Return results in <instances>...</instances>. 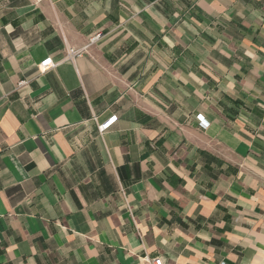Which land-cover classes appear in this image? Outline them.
<instances>
[{
  "label": "crops",
  "instance_id": "crops-1",
  "mask_svg": "<svg viewBox=\"0 0 264 264\" xmlns=\"http://www.w3.org/2000/svg\"><path fill=\"white\" fill-rule=\"evenodd\" d=\"M157 257L264 264V0H0V264Z\"/></svg>",
  "mask_w": 264,
  "mask_h": 264
},
{
  "label": "built area",
  "instance_id": "built-area-1",
  "mask_svg": "<svg viewBox=\"0 0 264 264\" xmlns=\"http://www.w3.org/2000/svg\"><path fill=\"white\" fill-rule=\"evenodd\" d=\"M102 35L96 34L95 36L91 37L88 41V44L85 48H88L89 46H92L93 44H95L96 42H98L101 39ZM81 55L80 52H75L73 50H69L66 53L65 59L66 61H72L74 58L79 57ZM56 66H58V64L53 63L51 58H47L44 61H42L39 66H38V71L39 73H45L46 71L55 68ZM116 116H113L101 123H99L97 125V132L99 133V135L104 134L105 132H107L116 122ZM148 264H164L163 260L159 257L157 258H153L150 260H147Z\"/></svg>",
  "mask_w": 264,
  "mask_h": 264
}]
</instances>
